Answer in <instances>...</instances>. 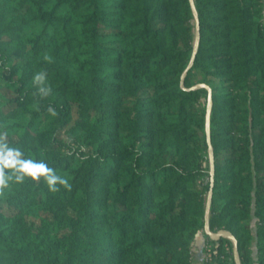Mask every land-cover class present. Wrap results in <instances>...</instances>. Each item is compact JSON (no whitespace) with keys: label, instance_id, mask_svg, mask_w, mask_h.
<instances>
[{"label":"trees","instance_id":"trees-1","mask_svg":"<svg viewBox=\"0 0 264 264\" xmlns=\"http://www.w3.org/2000/svg\"><path fill=\"white\" fill-rule=\"evenodd\" d=\"M194 1L183 84L190 0H0V134L71 185L9 182L0 264H195L201 231L237 264L205 230L210 90V227L264 264V0Z\"/></svg>","mask_w":264,"mask_h":264},{"label":"clouds","instance_id":"clouds-1","mask_svg":"<svg viewBox=\"0 0 264 264\" xmlns=\"http://www.w3.org/2000/svg\"><path fill=\"white\" fill-rule=\"evenodd\" d=\"M35 79L37 82H42L44 74H38ZM26 178L33 181L43 178L51 192L60 190L57 185L69 190L71 188L66 178L57 175L55 170L43 161L23 158V153L19 149L8 145L6 134H0V194L9 186V182L22 183Z\"/></svg>","mask_w":264,"mask_h":264},{"label":"water","instance_id":"water-1","mask_svg":"<svg viewBox=\"0 0 264 264\" xmlns=\"http://www.w3.org/2000/svg\"><path fill=\"white\" fill-rule=\"evenodd\" d=\"M190 1H191V4H192V8H193L194 14L196 16V27H197V30H196V41H195L194 52H193L190 64L187 67L186 71L184 72L183 79H182L183 80V84H184V80H185V77H186L188 71L191 69V67L193 66V64L195 62V58H196V55L198 53L200 40H201L200 20H199L198 11H197V8H196L195 1L194 0H190ZM201 86H207V85L206 84H198V85H195L193 88H197V87H201ZM212 103H213L212 91L210 90V96H209V101H208V109H207L206 130H207V138H208L210 159H211V166H212V171H211L212 183H211V189H210V193H209L208 201H207L205 230L210 235V237L212 239H215V240H218L222 236L231 237L234 240V242H235L234 253H235V258H236L237 264H242L241 260H240V257H239L238 242H237L236 238L234 237V235L228 230H221L218 233H216V232H213L211 230V227H210V212H211V205H212V198H213V186H214V174H215V154H214V148H213V145H212V142H211V131H210Z\"/></svg>","mask_w":264,"mask_h":264},{"label":"crops","instance_id":"crops-1","mask_svg":"<svg viewBox=\"0 0 264 264\" xmlns=\"http://www.w3.org/2000/svg\"><path fill=\"white\" fill-rule=\"evenodd\" d=\"M203 236L206 237L205 233L199 232L197 235L196 241L194 242L193 257H194L195 264H206L207 263V260L205 259V257L207 256L208 245L211 243H209L206 238L204 241H202V238H204Z\"/></svg>","mask_w":264,"mask_h":264},{"label":"rangeland","instance_id":"rangeland-1","mask_svg":"<svg viewBox=\"0 0 264 264\" xmlns=\"http://www.w3.org/2000/svg\"><path fill=\"white\" fill-rule=\"evenodd\" d=\"M77 118H78V115H77V110H76V107H75V110H74V114H73V121H72V123H71V125H74L75 124V121L77 120ZM64 136H66V135H64ZM205 180H206V182H207V178H205ZM6 208V207H5ZM6 210H8L7 208H6ZM203 231H201V233H202ZM204 233V232H203ZM216 233H218V232H216ZM204 237V236H203ZM205 238L206 237H204V238H202V241H204L205 240ZM231 238V237H230ZM207 239V238H206ZM211 244H209L208 245V251H207V256L205 257V259L207 260V261H210L211 260ZM209 253V254H208Z\"/></svg>","mask_w":264,"mask_h":264}]
</instances>
